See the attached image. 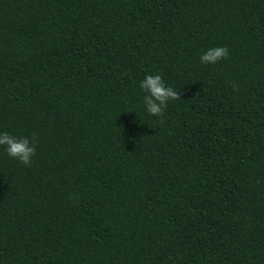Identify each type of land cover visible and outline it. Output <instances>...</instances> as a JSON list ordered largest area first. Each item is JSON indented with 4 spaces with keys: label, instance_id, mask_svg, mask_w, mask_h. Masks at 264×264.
Here are the masks:
<instances>
[{
    "label": "trees",
    "instance_id": "1",
    "mask_svg": "<svg viewBox=\"0 0 264 264\" xmlns=\"http://www.w3.org/2000/svg\"><path fill=\"white\" fill-rule=\"evenodd\" d=\"M2 132L0 264H264V0H0Z\"/></svg>",
    "mask_w": 264,
    "mask_h": 264
},
{
    "label": "clouds",
    "instance_id": "2",
    "mask_svg": "<svg viewBox=\"0 0 264 264\" xmlns=\"http://www.w3.org/2000/svg\"><path fill=\"white\" fill-rule=\"evenodd\" d=\"M228 58V49L224 46L208 49L200 56L202 64H217ZM139 88L146 93L143 97L145 111L155 117L162 118L170 100L180 99L178 92L172 87L165 86L161 75H147L140 82ZM235 90V86H233ZM38 139L35 134L31 138L0 133V146H4L6 154L19 163L30 166L36 153Z\"/></svg>",
    "mask_w": 264,
    "mask_h": 264
}]
</instances>
